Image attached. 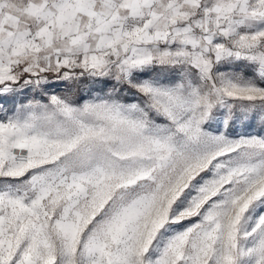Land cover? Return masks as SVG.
I'll return each instance as SVG.
<instances>
[{
	"label": "snow or ice",
	"instance_id": "obj_1",
	"mask_svg": "<svg viewBox=\"0 0 264 264\" xmlns=\"http://www.w3.org/2000/svg\"><path fill=\"white\" fill-rule=\"evenodd\" d=\"M0 264H264V0H0Z\"/></svg>",
	"mask_w": 264,
	"mask_h": 264
}]
</instances>
